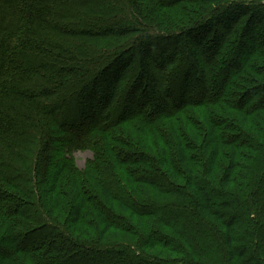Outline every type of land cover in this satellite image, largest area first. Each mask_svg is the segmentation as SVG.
<instances>
[{"label": "trees", "instance_id": "trees-1", "mask_svg": "<svg viewBox=\"0 0 264 264\" xmlns=\"http://www.w3.org/2000/svg\"><path fill=\"white\" fill-rule=\"evenodd\" d=\"M0 215V264H264V0H0Z\"/></svg>", "mask_w": 264, "mask_h": 264}, {"label": "rangeland", "instance_id": "rangeland-1", "mask_svg": "<svg viewBox=\"0 0 264 264\" xmlns=\"http://www.w3.org/2000/svg\"><path fill=\"white\" fill-rule=\"evenodd\" d=\"M136 131V129H135ZM134 131V132H135ZM160 137V140H161V136ZM159 144V143H158ZM65 145H61V147H64ZM95 151H96V148L90 146V147H85L83 149H79V150H73L71 151V167H69L68 169H74L76 171V169H80V170H84L87 166V164L89 165L90 161H94L96 160L97 158L95 157ZM92 163V162H91ZM76 168V169H75ZM5 219L4 216L0 215V221H3ZM98 260L99 263H101V258L99 259H96Z\"/></svg>", "mask_w": 264, "mask_h": 264}]
</instances>
